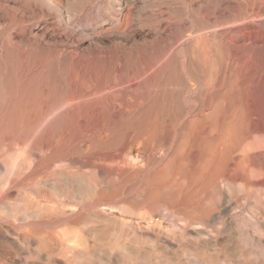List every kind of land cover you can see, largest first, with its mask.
<instances>
[{
  "label": "bare ground",
  "instance_id": "6f19581e",
  "mask_svg": "<svg viewBox=\"0 0 264 264\" xmlns=\"http://www.w3.org/2000/svg\"><path fill=\"white\" fill-rule=\"evenodd\" d=\"M253 10L264 14L262 5ZM23 84L0 107V148L13 156L0 159V264H252L243 255L264 264V150L252 153L261 140L251 136L259 107L250 112L242 84L208 94L212 110L179 123L180 130L186 109L179 92L162 88L137 117L110 123L109 137L93 140L123 150L129 140L141 142L145 151L174 143L166 164L152 153L142 166L77 163V116L65 122L56 115L62 104L31 101ZM74 103L69 98V111ZM244 200L254 203L248 211ZM126 225L132 237L125 238Z\"/></svg>",
  "mask_w": 264,
  "mask_h": 264
},
{
  "label": "rangeland",
  "instance_id": "374dc122",
  "mask_svg": "<svg viewBox=\"0 0 264 264\" xmlns=\"http://www.w3.org/2000/svg\"><path fill=\"white\" fill-rule=\"evenodd\" d=\"M254 1L0 0V107L13 100L14 94L9 92L15 93L19 84L27 83L31 101L43 99L49 105L62 104V111L56 115L62 113L65 122L73 113L77 116V136L73 138L77 139L71 145L77 146V163L142 166L147 164L146 156L153 153L151 156L157 164L160 160L161 165L163 161L166 164L173 142L172 147L158 144L145 151L141 142L133 145L129 140L124 151L122 147L113 149L105 141L99 144L93 140L108 138L110 123L137 117L159 90L167 88L174 94L179 92L180 103L186 109L176 123L178 126L175 125L177 129L179 123L195 120L212 110V105H206L208 94L224 93L230 86L239 88L241 84L246 90L245 101L250 104V112L258 107L262 110H255L252 117L256 114L261 119L264 116V14H255L253 9L259 5L264 8V0ZM172 72L181 74L179 80L170 82ZM211 76H215V81ZM71 97L75 109L69 111L67 102ZM216 98L213 104L221 99ZM257 116L256 125L262 127L264 118L258 120ZM259 128L254 131L256 134H251L252 138L261 140L262 150L251 148L255 154L264 150V126ZM200 129L199 133L208 134V128ZM130 132V138L134 137V132ZM81 144L85 150L80 149ZM2 147L0 159H11L13 156ZM118 154V160L113 161L111 156ZM2 176L6 172L1 168L0 181ZM249 201L244 200L245 211L254 204ZM123 215L129 222L139 219L127 213ZM160 221L169 226L166 220ZM131 228L125 226V238L132 237ZM252 237L257 241L260 235ZM31 248L34 250L35 244ZM242 260L252 264L261 262L246 255Z\"/></svg>",
  "mask_w": 264,
  "mask_h": 264
}]
</instances>
